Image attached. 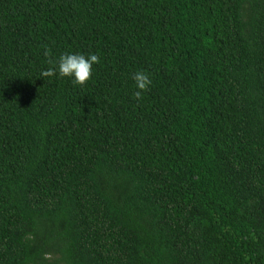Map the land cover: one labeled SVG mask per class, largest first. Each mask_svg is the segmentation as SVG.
I'll return each mask as SVG.
<instances>
[{"label": "trees", "instance_id": "1", "mask_svg": "<svg viewBox=\"0 0 264 264\" xmlns=\"http://www.w3.org/2000/svg\"><path fill=\"white\" fill-rule=\"evenodd\" d=\"M0 264H264V0H0Z\"/></svg>", "mask_w": 264, "mask_h": 264}, {"label": "clouds", "instance_id": "2", "mask_svg": "<svg viewBox=\"0 0 264 264\" xmlns=\"http://www.w3.org/2000/svg\"><path fill=\"white\" fill-rule=\"evenodd\" d=\"M44 56L49 65H52L47 70L41 72V77L58 76L70 78L71 82L79 87H84L92 77L93 65L99 64L100 59L97 54L89 53L87 56L83 54H61L59 59L53 61L50 48H45ZM132 80L135 88L133 97L139 101L143 98V93L149 91L152 80L149 73L139 70L133 73Z\"/></svg>", "mask_w": 264, "mask_h": 264}]
</instances>
